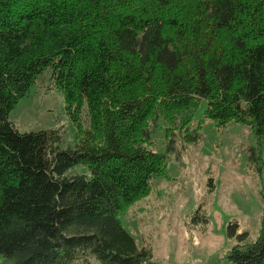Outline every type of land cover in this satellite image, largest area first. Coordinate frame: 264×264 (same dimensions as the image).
Returning a JSON list of instances; mask_svg holds the SVG:
<instances>
[{"label": "trees", "instance_id": "1", "mask_svg": "<svg viewBox=\"0 0 264 264\" xmlns=\"http://www.w3.org/2000/svg\"><path fill=\"white\" fill-rule=\"evenodd\" d=\"M48 69L78 127L73 149L10 120ZM203 101L217 126L264 138V0H0V258L158 264L120 216L163 176L180 134L198 139ZM237 227L230 264H264V217L254 241Z\"/></svg>", "mask_w": 264, "mask_h": 264}, {"label": "rangeland", "instance_id": "2", "mask_svg": "<svg viewBox=\"0 0 264 264\" xmlns=\"http://www.w3.org/2000/svg\"><path fill=\"white\" fill-rule=\"evenodd\" d=\"M206 107L203 101L192 122L190 133L198 139L185 143L180 134L163 176L120 216L138 246H152L158 264H230L236 239L228 236L229 225L237 224L238 233L248 232L252 241L262 228L264 138L249 125L217 126L205 118ZM10 120L21 133L60 131L62 150L73 149L79 135L51 69L39 76ZM166 141L162 128L155 133L159 153L166 152ZM0 264L10 263L0 258Z\"/></svg>", "mask_w": 264, "mask_h": 264}]
</instances>
